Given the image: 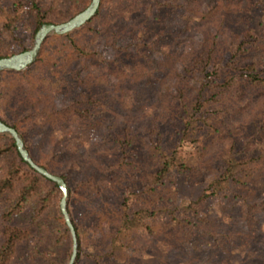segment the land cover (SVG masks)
I'll list each match as a JSON object with an SVG mask.
<instances>
[{
    "label": "trees",
    "instance_id": "1",
    "mask_svg": "<svg viewBox=\"0 0 264 264\" xmlns=\"http://www.w3.org/2000/svg\"><path fill=\"white\" fill-rule=\"evenodd\" d=\"M91 3L72 0L65 12L32 2L30 11L39 31ZM12 6L0 5L9 36L25 9L22 0ZM14 54L0 38V59ZM0 119L36 164L69 182V202L92 219L85 228L72 217L79 251L89 238L98 263L254 264L264 234V0H101L81 29L46 39L32 66L0 75ZM84 132L98 140L92 152L71 144ZM178 178L206 188L181 207L164 188ZM63 196L0 134L4 221L34 203L41 241L70 245ZM143 237L162 244L164 256L143 261ZM29 239L8 226L0 264Z\"/></svg>",
    "mask_w": 264,
    "mask_h": 264
},
{
    "label": "rangeland",
    "instance_id": "2",
    "mask_svg": "<svg viewBox=\"0 0 264 264\" xmlns=\"http://www.w3.org/2000/svg\"><path fill=\"white\" fill-rule=\"evenodd\" d=\"M22 1L25 4V9L21 13V20L18 22L12 36L4 33L2 29V19L0 18V38L4 39L10 44L12 51L15 54H20L23 51H28L32 49L35 44V38L38 31L35 26L34 15L30 11V9L33 7L32 2L37 3L42 9L55 7L65 12L69 11L72 6V0ZM0 5L7 9L13 8L12 0H0ZM109 12H113V9L112 11H108L104 8L101 9L102 15H107ZM257 21L259 20L257 19ZM48 85L51 90L55 89L54 83L49 82ZM57 98L61 100V97L59 95H57ZM2 117L7 123L11 122L8 116L3 114ZM147 122L148 120L146 121V123ZM72 128L75 129L76 126L74 125ZM139 129H141V137L146 136L145 125H139L138 130ZM97 141L98 140L96 139V136L93 132H84L77 138H75L71 144L72 146H75V148L80 152H92L96 148ZM194 148L195 145L186 146L185 152L190 155L194 152ZM67 184L69 187V182H67ZM164 188H168L177 192L179 206L183 207L189 205L193 201H196L203 194L206 186L202 184L190 185L185 183L181 178H178L174 181L167 182L164 185ZM68 207L71 213V217H73L75 223L84 226L85 228L90 226L92 219L91 217H89L88 212H85L86 208H76L72 201L69 202ZM33 213L34 203H31L27 206L23 213L14 216L9 222H6L2 218V208L0 206V247L4 243V232L8 226L25 228L30 233L29 240L19 243L16 256L10 264H27L34 256L40 264H47L46 259L55 261L58 264H69L73 254V242L70 245L53 246L49 241H41L40 229L33 221ZM113 222L115 221H109V223ZM141 245L143 248L141 249V256L142 260L145 262H154L155 260L160 259L164 256L165 250L160 243H150L146 237H143L141 239ZM195 246L200 248L198 244ZM80 247L81 248L79 251V255L75 264H116L111 259H107L103 261V263H98V261L92 256L93 249L92 245L89 242V238H83V242L81 243ZM251 259L253 260L254 264H264V234L260 238L255 251L251 254Z\"/></svg>",
    "mask_w": 264,
    "mask_h": 264
},
{
    "label": "water",
    "instance_id": "3",
    "mask_svg": "<svg viewBox=\"0 0 264 264\" xmlns=\"http://www.w3.org/2000/svg\"><path fill=\"white\" fill-rule=\"evenodd\" d=\"M100 6L101 0H92V3L87 9L68 22L57 25L46 24L42 26L36 35L35 44L32 49L20 54H15L8 58L0 59V75L4 72H22L32 66L38 59L42 46L47 38L53 35H67L81 29L98 14ZM0 134L9 135L15 141L19 153L21 154L23 160L30 166V168L33 169L38 175L57 184L62 190L64 196L61 201V211L73 238V254L69 264H75L79 255V241L72 217L68 209L69 187L67 182L63 177L54 175L46 168L36 164L26 149L25 142L20 134L14 128L4 123L1 119Z\"/></svg>",
    "mask_w": 264,
    "mask_h": 264
}]
</instances>
